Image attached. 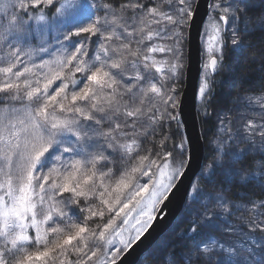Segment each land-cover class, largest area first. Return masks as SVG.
<instances>
[{"label": "snow or ice", "instance_id": "1", "mask_svg": "<svg viewBox=\"0 0 264 264\" xmlns=\"http://www.w3.org/2000/svg\"><path fill=\"white\" fill-rule=\"evenodd\" d=\"M252 7L209 5L212 75L226 34L243 48ZM196 15L194 0H0V264H119L148 231L189 161L168 81L178 80ZM51 31L54 45L43 42ZM199 91L210 97L207 78ZM253 103L264 109V94ZM221 127L218 165L234 139ZM241 143L233 165L264 157V116L245 121ZM253 163L264 170V159ZM258 177L240 173L242 182ZM189 232L199 239L172 264H264V198L218 197Z\"/></svg>", "mask_w": 264, "mask_h": 264}, {"label": "trees", "instance_id": "2", "mask_svg": "<svg viewBox=\"0 0 264 264\" xmlns=\"http://www.w3.org/2000/svg\"><path fill=\"white\" fill-rule=\"evenodd\" d=\"M250 3L253 7L248 10L247 15L251 23L248 25V32L241 35L243 48L234 47L226 34L227 42L224 47L222 67L215 76L209 75L211 94L207 103L201 111L199 110L206 146V163L195 184L197 191L191 195L180 219L138 264H172V257L178 256L190 246L194 238L199 239L196 234L189 232V228L194 221L200 219L205 205L213 207L218 197L234 202H239L244 197L264 198V170L253 163L264 157L256 152L248 155L239 164L231 163L232 154L239 148H246V145L241 143V132L245 121L252 119L261 122V117L264 116V109L255 103L249 104L250 97L264 94V29L261 28L259 20V17L264 15V0H250ZM47 11L51 13L52 10ZM243 27L244 25L241 24L240 28ZM54 34L55 31H52L49 44H55ZM40 39L37 33L33 37V44L38 45ZM186 46L184 41L183 48ZM184 59L183 54L182 61ZM183 74L184 70L180 71L178 80L168 81L177 88V91L179 90V93L184 88ZM206 111L209 113L207 114ZM221 120L225 121V126L231 127L234 139L225 146L224 155L221 157L222 163L218 165L216 142L225 139ZM178 131L180 135L175 137L177 143L181 138L184 139L181 125ZM254 170L259 173L258 179L241 181L240 173L245 171L251 173Z\"/></svg>", "mask_w": 264, "mask_h": 264}, {"label": "water", "instance_id": "3", "mask_svg": "<svg viewBox=\"0 0 264 264\" xmlns=\"http://www.w3.org/2000/svg\"><path fill=\"white\" fill-rule=\"evenodd\" d=\"M210 2L211 0L198 1L195 9L197 15L193 26L189 27L185 86L181 97L183 111L180 117L188 142L189 161L184 176L177 181L168 199L161 205L151 227L140 241L121 256L119 264H137L142 256L154 247L164 231L176 220L178 212L185 206L195 177L202 168L204 144L199 130L197 96L203 68L201 36L210 10Z\"/></svg>", "mask_w": 264, "mask_h": 264}, {"label": "bare ground", "instance_id": "4", "mask_svg": "<svg viewBox=\"0 0 264 264\" xmlns=\"http://www.w3.org/2000/svg\"><path fill=\"white\" fill-rule=\"evenodd\" d=\"M199 130H200V134H201V138H202V141H203V144H204V158H203V165H202V168H201V170L198 172V174H197V176L195 177V180H194V182H196L197 181V179H198V177L200 176V174L202 173V171H203V168H204V166H205V163H206V146H205V139H204V136H203V132H202V127H201V123H200V120H199ZM186 205L178 212V214H177V218H176V220H174L173 221V223H172V225L170 226V227H168L165 231H164V234L159 238V240H158V242L157 243H159V241L162 239V237L166 234V233H168L169 231H170V229L175 225V223L180 219V217L182 216V214L184 213V211H185V209H186ZM156 243V244H157ZM156 246V245H155ZM154 246V247H155ZM154 247H152L149 251H151Z\"/></svg>", "mask_w": 264, "mask_h": 264}, {"label": "rangeland", "instance_id": "5", "mask_svg": "<svg viewBox=\"0 0 264 264\" xmlns=\"http://www.w3.org/2000/svg\"><path fill=\"white\" fill-rule=\"evenodd\" d=\"M80 1L83 2V0H80ZM147 1L148 0H145V2H147ZM205 47H206V45L204 44L203 50H204V54H205V63H206L207 62V54L205 52ZM185 56H186V53H185ZM158 58H159V56H158ZM183 70H184V65H183V68L180 71H183ZM208 73H209V70H207V69L204 68L201 85H202L203 81L205 80V78H207L209 80V82H210V78H209V74ZM182 79H183V82H184V80H185V74H183ZM210 85H211V82H210ZM182 94L183 93L180 91V93H179L180 98L182 97ZM205 96L206 97L208 96V93L207 92H206ZM206 100H207V98H202L201 95H200V93H199V102H200V105L204 104L206 102ZM221 117H222V115H221ZM174 156H175V151H174ZM144 180H146V178H143V180L141 182H144Z\"/></svg>", "mask_w": 264, "mask_h": 264}]
</instances>
